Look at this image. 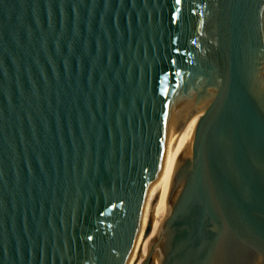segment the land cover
I'll return each instance as SVG.
<instances>
[{
  "label": "water",
  "instance_id": "water-1",
  "mask_svg": "<svg viewBox=\"0 0 264 264\" xmlns=\"http://www.w3.org/2000/svg\"><path fill=\"white\" fill-rule=\"evenodd\" d=\"M264 264V0H0V264Z\"/></svg>",
  "mask_w": 264,
  "mask_h": 264
},
{
  "label": "bare ground",
  "instance_id": "bare-ground-1",
  "mask_svg": "<svg viewBox=\"0 0 264 264\" xmlns=\"http://www.w3.org/2000/svg\"><path fill=\"white\" fill-rule=\"evenodd\" d=\"M201 81H198L184 96H182L176 103L174 112H173V116H172V120L164 141V145H163V151H162V158H161V163H160V168H159V174H158V179H157V184H156V188H155V192H154V196H153V200L150 206V209L148 211L139 241H138V245H137V249L135 252V255L132 259L131 264H138V259L140 257L141 251L143 249L147 234H145V227L147 224L151 225L156 207L159 203V200L161 198V194L166 182V176H167V172H168V168H169V160H170V152H171V144H172V139H173V135H174V131L178 122V118H179V113L180 110L182 109V107L187 104L188 102H190L195 96L196 94L201 90ZM154 264H159V258L156 257Z\"/></svg>",
  "mask_w": 264,
  "mask_h": 264
},
{
  "label": "snow or ice",
  "instance_id": "snow-or-ice-1",
  "mask_svg": "<svg viewBox=\"0 0 264 264\" xmlns=\"http://www.w3.org/2000/svg\"><path fill=\"white\" fill-rule=\"evenodd\" d=\"M177 3H179V0H177Z\"/></svg>",
  "mask_w": 264,
  "mask_h": 264
}]
</instances>
